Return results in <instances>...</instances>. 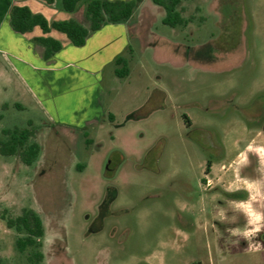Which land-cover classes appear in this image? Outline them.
I'll use <instances>...</instances> for the list:
<instances>
[{"label": "rangeland", "instance_id": "obj_1", "mask_svg": "<svg viewBox=\"0 0 264 264\" xmlns=\"http://www.w3.org/2000/svg\"><path fill=\"white\" fill-rule=\"evenodd\" d=\"M142 8L130 74L106 69L107 119L86 131L6 107L23 92L0 54V138L38 128L43 148L0 154L1 264H32L3 219L23 209L44 223L39 264H264V0H183L177 28Z\"/></svg>", "mask_w": 264, "mask_h": 264}, {"label": "crops", "instance_id": "obj_2", "mask_svg": "<svg viewBox=\"0 0 264 264\" xmlns=\"http://www.w3.org/2000/svg\"><path fill=\"white\" fill-rule=\"evenodd\" d=\"M9 1L12 5L30 8L50 23L75 19L90 29L85 2L76 12L69 13L63 9L62 0H55L53 4H48L47 0H0V54L23 92L18 99L5 105L25 109L24 102H27L39 106L44 112L46 127L51 128L59 126L86 131L91 126L105 123L108 113L106 69L114 67L116 75L120 68L116 60L133 49L132 33L138 25L132 23L131 18L123 23L105 24L100 30L90 32L84 46L76 47L65 34L56 30L48 34H44L40 27L24 34L14 31ZM135 1L137 9L142 5L144 12L155 14L157 19L165 18V11L150 0ZM39 37L59 41L61 50L46 60L45 48L34 41ZM108 118H113V115L109 113ZM40 135L37 128L33 142L40 145L41 155ZM89 142L92 144L93 141Z\"/></svg>", "mask_w": 264, "mask_h": 264}, {"label": "trees", "instance_id": "obj_3", "mask_svg": "<svg viewBox=\"0 0 264 264\" xmlns=\"http://www.w3.org/2000/svg\"><path fill=\"white\" fill-rule=\"evenodd\" d=\"M182 1L151 0L154 5L165 11L166 16L163 23L172 28L185 27L188 24L181 11L178 10ZM47 2L53 4L55 0H47ZM84 2L85 15L90 22V29L75 19L50 23L43 15L33 13L30 8L15 6L9 1L11 26L14 31L23 34L32 32L36 27H40L44 34L56 30L65 34L76 47H82L86 44L91 31H98L108 23L118 24L128 21L132 18L137 6L135 0H62V5L66 12L74 13L78 10L79 5ZM137 29L135 30L137 31ZM34 41L45 48L46 60L52 58L62 48V44L51 37H39L35 38ZM116 65L120 67L116 70L118 77L124 78L130 74L129 60L125 56L119 57L116 60ZM186 123L188 125L190 123L188 117H186ZM3 134L7 139L0 138V154L2 156H18L21 162L27 166H31L37 161L41 147L37 142L30 141L31 138L35 137V131L29 128H15L4 130ZM3 219L6 220L9 229H15L24 235L17 240V249L20 252H25L29 248L33 249L30 257L32 264L41 263L44 255L40 251L42 246L40 240L45 235V229L43 220L37 212L33 209H23L20 216L16 218L3 216ZM260 242H264V234L261 235Z\"/></svg>", "mask_w": 264, "mask_h": 264}, {"label": "flooded vegetation", "instance_id": "obj_4", "mask_svg": "<svg viewBox=\"0 0 264 264\" xmlns=\"http://www.w3.org/2000/svg\"><path fill=\"white\" fill-rule=\"evenodd\" d=\"M215 148L218 151V157L219 158L226 157L227 153H226V148H225L223 142L220 141ZM217 162H218L217 160H212V159L208 160L207 165H206V169H205L206 174H205V177L201 180V186H204L207 189H212V188L215 189L216 188V186L212 184L213 178H209L208 175H211V176L213 175V167H214V165H216ZM219 187H223V185H221V186L218 185L217 188H219ZM225 192H228V191H225Z\"/></svg>", "mask_w": 264, "mask_h": 264}]
</instances>
